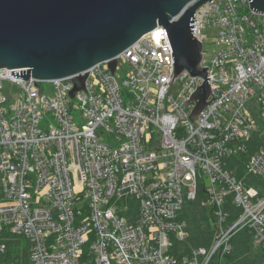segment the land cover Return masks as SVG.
<instances>
[{"label": "built area", "instance_id": "1", "mask_svg": "<svg viewBox=\"0 0 264 264\" xmlns=\"http://www.w3.org/2000/svg\"><path fill=\"white\" fill-rule=\"evenodd\" d=\"M204 28L217 29L209 62L202 51L214 99L194 125L195 104L183 105L202 80L173 79L162 27L119 55L113 74L107 62L90 69L74 99L71 78L24 81L0 70V260L4 231L30 242L33 264H208L244 227L264 248V196L223 168L258 135L261 147L245 171L264 185V16L249 0H212L194 16L202 46ZM120 61L126 67L117 77ZM178 81L174 100L168 92ZM249 99L260 107L262 129ZM199 181L203 204L214 209L213 243L177 259L169 250L186 238L178 216ZM228 198L240 209L230 225Z\"/></svg>", "mask_w": 264, "mask_h": 264}, {"label": "water", "instance_id": "2", "mask_svg": "<svg viewBox=\"0 0 264 264\" xmlns=\"http://www.w3.org/2000/svg\"><path fill=\"white\" fill-rule=\"evenodd\" d=\"M212 0H0V70L15 79L53 82L71 78L73 98L85 89L88 71L116 58L158 27L173 51V79L187 73L202 84L188 103L189 120L212 102L203 46L193 36L194 16ZM264 16V0H249ZM212 95V99H208ZM194 125V124H193Z\"/></svg>", "mask_w": 264, "mask_h": 264}, {"label": "trees", "instance_id": "3", "mask_svg": "<svg viewBox=\"0 0 264 264\" xmlns=\"http://www.w3.org/2000/svg\"><path fill=\"white\" fill-rule=\"evenodd\" d=\"M261 138L253 135L244 143L242 152L224 159L223 168L231 173L244 186H254L259 189V195L264 196V185L258 178L248 176L245 171L246 162L261 147ZM205 184L199 181L196 186V196L186 200L179 213L178 220L185 222L186 238L174 241L169 253L180 259L188 256L193 250L210 249L214 238V209L203 204L207 200ZM227 199L223 211L228 214L227 224H232L240 214L234 204ZM226 224V225H227ZM2 243L5 244V254L0 264H33L30 260V242L21 236L11 235L4 231ZM25 241L21 244V241ZM230 249L225 254L214 255L208 264H264V248L253 244L252 232L244 227L236 231L229 240ZM86 251V248H85Z\"/></svg>", "mask_w": 264, "mask_h": 264}, {"label": "rangeland", "instance_id": "4", "mask_svg": "<svg viewBox=\"0 0 264 264\" xmlns=\"http://www.w3.org/2000/svg\"><path fill=\"white\" fill-rule=\"evenodd\" d=\"M202 35H204L206 38L203 41V52H204V61L209 62L212 57L214 51L218 49V46L216 45L217 42V29L215 28H204L201 30ZM126 64L123 61H120L117 67L116 76L118 77L119 71L124 69ZM199 83V80H196L195 83ZM183 82L178 81L170 88L168 94L170 97H172L174 100H176L180 94V91L182 89ZM246 109L251 114V117L256 122L258 128H263V121L261 117V111L260 107L257 104L256 100L249 99L245 103ZM25 241H21V244H24Z\"/></svg>", "mask_w": 264, "mask_h": 264}, {"label": "bare ground", "instance_id": "5", "mask_svg": "<svg viewBox=\"0 0 264 264\" xmlns=\"http://www.w3.org/2000/svg\"><path fill=\"white\" fill-rule=\"evenodd\" d=\"M203 44H204V43H203ZM72 82H73V80H72ZM73 85H74V83H73ZM73 89H74V86H73ZM73 89H72V90H73ZM72 90H71V91H72ZM83 91H85V89H84ZM79 92H80V91H79ZM70 93H71V92H70ZM77 93H78V92H77ZM77 93H76V94H77ZM76 94H75V96H76ZM69 96H70V94H69ZM75 96H74L73 98H71V96H70V98H71V99H74ZM233 156H234V155H233ZM225 203H226V202H225Z\"/></svg>", "mask_w": 264, "mask_h": 264}]
</instances>
